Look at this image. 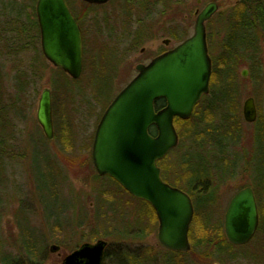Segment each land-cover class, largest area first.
I'll list each match as a JSON object with an SVG mask.
<instances>
[{
    "label": "rangeland",
    "instance_id": "obj_1",
    "mask_svg": "<svg viewBox=\"0 0 264 264\" xmlns=\"http://www.w3.org/2000/svg\"><path fill=\"white\" fill-rule=\"evenodd\" d=\"M0 1V88L3 100L7 101L9 95L14 94V87L19 85L15 81V77L20 71L27 70L28 63L34 58L35 52H39L41 63L45 67L42 69L43 76L37 85L29 83L22 86L23 91L20 94L21 97L16 101V110L11 109L12 112L8 116L7 129L11 133L10 142L14 145V150L24 148L25 152H19L16 163H13L8 170V172H13V176L10 175L12 181L9 182V189L15 184L21 187L6 212L1 214V232L4 236H8L9 233L13 236L17 234L12 209L18 205L17 199L33 201L31 197L33 192L35 197V203H32L34 214L30 216L29 223L31 226L43 230L45 236L42 239L46 240L51 237L54 240L47 242L46 255L42 264H62L63 257L79 245L85 242L94 243L99 239L106 241L109 252V256L103 264H128L129 256L133 255L135 249L139 251L137 253L141 254L143 247L147 246L152 249V257H155L156 261L159 260V264H166L164 261L167 258L170 260L169 255L171 254L157 240V219L155 222L153 218L152 221L149 220L147 212L141 209L143 204L138 200L131 199L123 193L112 196L110 190L118 193L119 189L116 186H107L112 185L108 179L103 181V187L99 186L100 183L97 180H93V177L98 175L91 160V146L88 148L87 143L89 136L92 133L94 135L99 117L102 115V107L99 105L100 103L90 100L93 89V86L91 87L92 79L96 77L94 84L101 90L103 97L111 95L107 100L108 105L113 97L136 75V64H147L160 52L179 44L183 40L182 36L185 35L187 38L193 33L196 15L194 11L201 10L209 2H216L218 5L217 11L205 22L208 52L210 56L216 54L220 50L222 42L220 33H224L227 24L224 12L237 0H198V2L197 0H174L172 4L168 0V3L164 4L166 7L165 16L153 15L150 21H139L136 18L134 8H130L135 0H128L131 2L124 4L125 9L115 6L116 2L119 3L121 0H112L111 3L99 7L86 6L82 0H68V4L76 13H80L84 7H87L88 9L85 8L84 11L88 12V17L91 19L104 14L109 15V21H80L83 27V62L82 72L75 86L82 88L80 91L83 99H88L89 105L76 102H84L79 95L76 97V101L74 100L75 105H72L73 102L72 104L68 102L72 117L71 123L75 127V141L70 145L63 143V131L61 130L63 126L60 124L57 126V118L62 114L59 113L62 96L61 92L51 83L54 82L59 72L42 55L40 43L36 40L32 28V21L36 18L35 2L24 0L29 4L27 8L29 21L25 14L22 21L19 22V26L23 30L22 38L33 40L34 43L26 47V50L11 52L7 41L12 39L13 47L16 46L15 26L17 24L12 23L11 15H9L8 0H3L4 5L1 4L2 0ZM5 8L6 10L3 12ZM123 16H128L131 21L121 20ZM164 18L166 20L168 18V20L163 21ZM173 29L177 32V38L170 35ZM137 34H140L142 41L140 44L137 42ZM164 39H169L168 45L162 43ZM261 51V64L264 73V40L261 42ZM243 69L247 70L245 77L241 76ZM236 75L239 82L240 116L242 103L248 96L254 98L256 109L258 108L256 98H260L263 113L264 75L259 81L256 94H254V86L249 80V68L244 63L237 66ZM68 78L70 79L69 76ZM44 87H48L51 91L52 139L44 137L41 127L36 121L37 102ZM73 107L77 108L76 113H72L71 108ZM254 128L255 123H247L242 119L241 131L244 136L241 143L245 148L249 147ZM177 155V153L171 154L172 157ZM49 156L60 170L63 178L61 181L50 175V168L45 161V158ZM54 176L56 175L54 174ZM98 177L100 178V176ZM58 182L59 185H57ZM38 183L41 185L39 186ZM249 183V175L240 174L234 180L218 187L216 204H212L209 211L213 213L214 218L220 220L222 229L224 212L230 198ZM33 185L37 186L38 190H32ZM183 186L181 184V187ZM181 187L179 188L184 190ZM104 188L107 191L100 193V190ZM140 228L143 230L141 231ZM91 230H94L99 237L88 241L85 237ZM51 244L58 245L59 250L49 252L48 247ZM116 247L127 249L128 257L119 259L118 250L115 251ZM181 261L183 264L219 263L212 256L201 257L195 252H190L186 257L181 258ZM235 261L227 260L224 263L247 264L246 261ZM171 263L178 264L179 259L173 258L168 264Z\"/></svg>",
    "mask_w": 264,
    "mask_h": 264
},
{
    "label": "trees",
    "instance_id": "obj_2",
    "mask_svg": "<svg viewBox=\"0 0 264 264\" xmlns=\"http://www.w3.org/2000/svg\"><path fill=\"white\" fill-rule=\"evenodd\" d=\"M35 1L33 0L32 3ZM173 1L170 0V4ZM1 4L4 5L3 0ZM8 5L12 23L17 24L15 26L17 47H13L14 42L12 39L7 41V44L10 45L11 52L26 50V47L33 44L34 41L22 38L23 30L19 26V22L22 21V17L25 14L27 21H29L27 15L29 4L25 3L24 0H8ZM30 7L32 8V6ZM5 10L6 8L3 12ZM224 13V19L227 24L225 25L224 33H220L222 36L220 50L216 54H212V56L209 54L211 58L209 91L201 97L188 119L182 120L178 117L173 119V124L178 134V144L162 159L157 161L162 180L178 188L183 184L184 186L181 188L194 199V214L188 229V239L191 248L186 253L170 250L168 252L171 254L169 255L170 259L178 258L179 262H182L181 258L186 257L190 252H195L196 255L201 257L212 256L220 264H225L224 261L227 262V260H237L235 262L239 260L246 261L247 264H264V117L262 105L260 104L261 100L256 98L258 112L254 122L255 128L250 137L249 149L245 148L241 143L244 135L241 131L242 115L240 116L239 112L240 93L236 75L237 66L240 63H244L249 68V80L254 86L253 92L254 94L258 92L259 81L264 75L261 64V42L264 40V0H237ZM35 21L36 18L32 21L34 26ZM176 34L175 29L171 30L170 35L172 37L177 38ZM178 34H180V31H178ZM137 35V42L140 44L142 42L140 34ZM185 37V35L182 36L183 39ZM39 55V52H35L34 58L28 63L27 70L20 71L16 75L15 81L19 85L14 87V94L12 96L9 95L7 101L3 100L0 88V221L1 214L6 212L9 204L20 192L21 187L15 184L9 189V182L12 181L10 175L13 176V172H8V170L13 163H16V157H19V152H25L23 147V149L17 148L14 150V145L10 142L11 133L7 129L8 116L12 112L11 109L16 110V101L21 97L22 86L29 83L37 85V82L42 78V69L45 67L41 63V56L39 57ZM57 69L59 74L56 75L54 82L52 81L51 83L52 86L61 92L62 96L61 110L59 111L62 114L57 118V126L58 124L63 126L61 128L63 131V143L70 145L75 141V127L71 123L72 117L70 116L68 102L71 104L73 102L72 105H75L78 95L81 96L84 102H76L88 103V99L84 100L80 91L82 88L75 86L78 79H69L60 68ZM94 80H96V77L92 79L91 87L93 86V89L90 100L100 103L102 114L111 95L103 97L101 90L94 84ZM164 104L165 101L162 98L155 100V110H158ZM71 111L76 113L77 108L73 107ZM149 133L152 136L156 135V130L153 126L149 129ZM92 140L93 133L89 136L88 148L92 145ZM172 153H177L178 155L172 157ZM45 159L47 166L50 168L51 174H49L51 177H57L61 181L60 170L51 156ZM240 174L249 175L250 183L246 186H250L254 192L258 212V227L250 242L236 246L227 241L220 220L213 217V213H210L209 208L212 204H216L218 187L230 180H234ZM107 179L112 184L107 186H116L120 190H118V193L110 190L112 196L113 194L116 196V194L123 193L131 199L138 200L143 204L141 207L142 211H146L147 215H149V220L152 221L153 218L155 222L154 210L148 203L132 197L108 176L93 177V180H97L100 183V187H103V181ZM57 185H59V182ZM32 188V190H38L37 186L33 185ZM106 191L104 188L100 190V193H105ZM36 192H34L35 195ZM31 197L33 201L31 200L30 202L24 199H17L18 205L12 209L13 222L17 229V234L13 236L9 233L8 236H4L0 230V264H42L46 255L47 242L49 240L54 241L51 237H47L49 239L46 240L42 239L45 236L43 230L38 229L36 226H31L29 223L30 216L34 214L33 204L35 203V197L33 192ZM140 229L141 231L143 230L142 228ZM98 237L99 235L94 230H91L85 238L88 241H92ZM116 250H118L119 259L128 257L127 249L116 247ZM152 252V249L147 246L143 247L140 255L142 257H152ZM108 256V247H106L102 264ZM132 257L129 256V261Z\"/></svg>",
    "mask_w": 264,
    "mask_h": 264
},
{
    "label": "water",
    "instance_id": "obj_3",
    "mask_svg": "<svg viewBox=\"0 0 264 264\" xmlns=\"http://www.w3.org/2000/svg\"><path fill=\"white\" fill-rule=\"evenodd\" d=\"M104 4L109 0H82ZM209 2L196 12L193 33L182 42L155 56L147 64H136V75L113 97L94 131L91 160L98 176H108L131 196L148 202L158 222L157 240L171 251L190 249L188 229L193 206L188 194L164 182L157 161L178 144L173 119H188L193 108L209 91L211 58L206 43L205 22L217 11ZM36 18L40 29V48L44 58L70 78L81 75L83 50L78 23L65 0H37ZM168 45L169 39L162 41ZM247 70L241 71L245 77ZM165 105L155 110L154 101ZM242 119L254 123L257 109L254 98L244 99ZM264 117V100H263ZM36 121L47 139L53 138L51 91L44 87L39 95ZM154 127L156 135L149 129ZM258 227V212L250 186L230 198L223 217L227 241L245 245ZM105 240L82 243L63 257L62 264H101ZM49 252L59 246L51 244ZM220 264V263H214Z\"/></svg>",
    "mask_w": 264,
    "mask_h": 264
},
{
    "label": "flooded vegetation",
    "instance_id": "obj_4",
    "mask_svg": "<svg viewBox=\"0 0 264 264\" xmlns=\"http://www.w3.org/2000/svg\"><path fill=\"white\" fill-rule=\"evenodd\" d=\"M37 1V0H36ZM36 1H35V5H36ZM68 0H65V3L67 4L70 12L72 13V15L74 16V18L76 19L77 23H78V26L80 28V31H81V35H82V50H83V27L81 26V22L80 21H83V20H92V21H109V15H100L98 17H93V19L89 18V14L87 11H84L85 8L88 9L87 7H84V9L80 12V13H76L73 11V8L68 4L67 2ZM120 1V0H119ZM132 1V0H131ZM130 1V2H131ZM83 2V1H82ZM112 0H109L108 2L104 3V4H90V3H86V2H83L86 6H103V5H106V4H109L111 3ZM130 2H128V0H121L119 3L116 2L115 6L116 7H119V9H125L124 8V4H130ZM198 2V0H197ZM168 3V0H135V3L131 4V7L130 8H134L135 10V16L136 18L140 21V20H144V21H150L151 18H153V15H161V16H165V13H166V7L164 6V4ZM114 6V9H116V7ZM35 7V6H34ZM157 7V8H156ZM126 8H128L126 6ZM165 11V12H164ZM87 12V14H86ZM198 12V10L196 9L194 11V14ZM196 16V15H195ZM35 17H36V12H35ZM121 20H124V21H131L130 18L128 16H123V19L121 17ZM168 20V18H167ZM166 18L163 19V21H167ZM32 28H33V31L35 33V37L36 39L39 41L40 43V29H39V25H38V22H37V18H36V21H35V26L32 25ZM184 40V39H183ZM163 41V40H162ZM41 49V48H40ZM171 49V48H170ZM169 50V49H168ZM167 51V50H166ZM166 51H162L160 52L159 54L157 55H160ZM156 55V56H157ZM58 68V67H56ZM165 105V104H164ZM163 105V106H164ZM162 106V107H163ZM160 107V108H162ZM159 108V109H160ZM182 190V189H181ZM184 191V190H183ZM185 192V191H184ZM187 193V192H186ZM188 194V193H187ZM188 196L190 197L191 199V203H192V206H193V210H194V199H192V197L188 194ZM146 202V201H145ZM148 203V202H146ZM148 205H150L148 203ZM151 206V205H150ZM107 246V245H106ZM162 246V245H161ZM163 247V246H162ZM106 248V247H105ZM104 248V250H105ZM164 248V247H163ZM166 249V248H165ZM168 251V249H166ZM190 250V249H189ZM188 250V251H189ZM171 251V250H170ZM186 251V252H188ZM139 251H137V249L134 250V253H133V257L132 259L128 262V264H145L146 262H148L149 264H152V263H155V264H159V260L156 261V258L155 257H149V256H146V257H142L139 253H137ZM174 252H180V251H174ZM186 252H181V253H186ZM104 253V252H103ZM161 259H164V258H161ZM171 260V259H170ZM168 258L164 261L166 264L169 263L170 261ZM102 261H103V258H102ZM182 262H179L178 264H181ZM102 264V263H101ZM171 264H175V263H171Z\"/></svg>",
    "mask_w": 264,
    "mask_h": 264
},
{
    "label": "bare ground",
    "instance_id": "obj_5",
    "mask_svg": "<svg viewBox=\"0 0 264 264\" xmlns=\"http://www.w3.org/2000/svg\"><path fill=\"white\" fill-rule=\"evenodd\" d=\"M206 43H207V41H206ZM193 110H194V108H193ZM193 113V112H192ZM43 133V132H42ZM44 135V134H43ZM44 137H45V135H44ZM46 138V137H45ZM47 139V138H46ZM178 188V187H177Z\"/></svg>",
    "mask_w": 264,
    "mask_h": 264
}]
</instances>
